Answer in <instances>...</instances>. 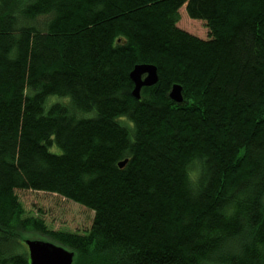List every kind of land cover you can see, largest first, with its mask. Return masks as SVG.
Returning a JSON list of instances; mask_svg holds the SVG:
<instances>
[{
	"label": "trees",
	"instance_id": "trees-1",
	"mask_svg": "<svg viewBox=\"0 0 264 264\" xmlns=\"http://www.w3.org/2000/svg\"><path fill=\"white\" fill-rule=\"evenodd\" d=\"M17 189L91 223L28 222ZM27 231L72 264H264V0H0V264Z\"/></svg>",
	"mask_w": 264,
	"mask_h": 264
},
{
	"label": "rangeland",
	"instance_id": "rangeland-1",
	"mask_svg": "<svg viewBox=\"0 0 264 264\" xmlns=\"http://www.w3.org/2000/svg\"><path fill=\"white\" fill-rule=\"evenodd\" d=\"M178 14L179 20L177 26L179 28L197 37L204 39L207 38L208 30L205 23L202 20L190 19L186 15L184 5L179 8ZM139 97H141V91L139 92ZM49 100H53V98ZM14 193L17 196L21 207L20 216L28 219V222L32 219H37L40 222H43L48 229L69 232H82L86 230L91 223L93 217L92 211L55 193L34 191L31 189H17ZM21 238L22 240L50 241L48 238L33 233L32 231H27L21 236Z\"/></svg>",
	"mask_w": 264,
	"mask_h": 264
},
{
	"label": "water",
	"instance_id": "water-1",
	"mask_svg": "<svg viewBox=\"0 0 264 264\" xmlns=\"http://www.w3.org/2000/svg\"><path fill=\"white\" fill-rule=\"evenodd\" d=\"M129 78L133 82L132 96L139 99L142 87H149L158 80L157 68L152 64H136L129 72ZM181 87L172 85L168 96L175 102H181ZM125 160L118 163L122 166ZM27 247V264H72L74 252L50 241L24 239Z\"/></svg>",
	"mask_w": 264,
	"mask_h": 264
},
{
	"label": "bare ground",
	"instance_id": "bare-ground-1",
	"mask_svg": "<svg viewBox=\"0 0 264 264\" xmlns=\"http://www.w3.org/2000/svg\"><path fill=\"white\" fill-rule=\"evenodd\" d=\"M133 84V83H132Z\"/></svg>",
	"mask_w": 264,
	"mask_h": 264
}]
</instances>
